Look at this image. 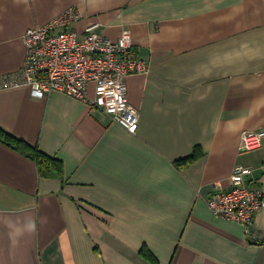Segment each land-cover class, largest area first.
I'll return each mask as SVG.
<instances>
[{"label":"crops","instance_id":"crops-1","mask_svg":"<svg viewBox=\"0 0 264 264\" xmlns=\"http://www.w3.org/2000/svg\"><path fill=\"white\" fill-rule=\"evenodd\" d=\"M70 7L80 32L129 28L150 63L127 78L138 130L63 92L0 87V126L61 160L42 177L0 140V264H264V241L207 204L236 165L264 191V144L240 148L264 129V0H0V76L24 65L29 28Z\"/></svg>","mask_w":264,"mask_h":264},{"label":"built area","instance_id":"built-area-1","mask_svg":"<svg viewBox=\"0 0 264 264\" xmlns=\"http://www.w3.org/2000/svg\"><path fill=\"white\" fill-rule=\"evenodd\" d=\"M80 17V12L70 7L50 22L29 28L24 34V65L0 76V87L29 86L37 98L54 91L66 93L136 133L139 114L129 100L127 78L147 74L150 63L131 52L133 35L129 28H123L117 39L98 32L95 26L80 32L75 27ZM263 144L264 129L242 133V151L259 149ZM230 180L228 188L215 184L207 197L208 207L216 217L243 224L249 241H264V233L255 223L264 208L261 184L253 179L252 169L243 165L234 167Z\"/></svg>","mask_w":264,"mask_h":264},{"label":"trees","instance_id":"trees-1","mask_svg":"<svg viewBox=\"0 0 264 264\" xmlns=\"http://www.w3.org/2000/svg\"><path fill=\"white\" fill-rule=\"evenodd\" d=\"M0 140L33 158L38 165V170L42 177H49L54 170L61 172V160L58 157L47 154L39 146L32 145L26 140L14 136L1 126ZM201 155V149L199 146H195L190 155L178 159L176 163L184 166L197 160Z\"/></svg>","mask_w":264,"mask_h":264}]
</instances>
